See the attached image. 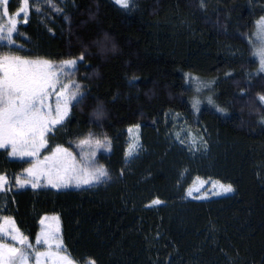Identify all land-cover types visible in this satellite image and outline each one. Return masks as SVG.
<instances>
[{
    "label": "trees",
    "instance_id": "trees-1",
    "mask_svg": "<svg viewBox=\"0 0 264 264\" xmlns=\"http://www.w3.org/2000/svg\"><path fill=\"white\" fill-rule=\"evenodd\" d=\"M20 3L9 0V12ZM49 3L46 18L32 14L20 26L24 56L76 60L65 83H78L83 99L47 136L48 147L68 148L90 133L106 138L111 150L99 162L111 179L0 193V216L13 217L33 241L40 218L58 215L67 253L79 263L264 264V74L253 75L249 44L264 0H134L129 9L111 0ZM186 74L211 82L210 104ZM181 125L203 147L177 142ZM132 127L141 144L126 161ZM26 167L0 151L8 179ZM194 178L231 184L234 193L186 200Z\"/></svg>",
    "mask_w": 264,
    "mask_h": 264
},
{
    "label": "snow or ice",
    "instance_id": "snow-or-ice-1",
    "mask_svg": "<svg viewBox=\"0 0 264 264\" xmlns=\"http://www.w3.org/2000/svg\"><path fill=\"white\" fill-rule=\"evenodd\" d=\"M115 3L123 9H129L134 0H115ZM36 10L40 11L39 8ZM29 12V0H21V6L16 13L9 12L8 0H0V20L7 18L6 24L0 23V41L6 39L9 45L14 44L13 33L17 31L18 17L23 14L27 23ZM257 42L260 47L255 55L260 61L259 71H264V18L259 25ZM114 47L113 45V50ZM79 59L82 61L84 56L81 55ZM76 65V60H65L57 65L44 58H28L12 51L0 52V149L6 150L9 157H18L21 160L29 158L24 161L29 163V167L23 170L25 176L16 177L15 182L19 187L31 184L33 188H37L41 186L42 179L54 188L67 187L72 183L79 187L81 184L104 182L109 178L107 170L102 165L97 166L95 152L100 148L109 149L110 141L106 138L93 139L91 133L89 139L80 143L91 145L92 155L82 159L79 164L68 149L60 145L52 149L50 155L40 159L42 150L46 151L48 146L46 134L62 124L73 101L79 103L83 99L78 83H63L61 80L62 76L71 75ZM186 79L196 83L197 91H200L203 82L198 77L186 74ZM53 95L56 96L55 109L50 102ZM259 99L264 101V95ZM209 102H212L211 98ZM198 103L197 100L193 101L194 109H197ZM217 111L224 112V109L217 108ZM94 115L97 120L103 118L102 105L97 106ZM130 154L126 152V157ZM9 185L7 176L0 174V192L10 190ZM212 190L213 194L219 195L221 192H233V187L231 184L213 181ZM192 192L193 189H189L187 195L191 196ZM159 203V200L153 201V204ZM58 219L53 217L49 221L44 217L40 220L41 230L36 235V245H45L43 251L33 246L11 218L0 219V264H30L33 257L35 264H42V261L43 264H79L67 253L60 236ZM4 236L10 237L11 242H6ZM85 264L96 262L88 259Z\"/></svg>",
    "mask_w": 264,
    "mask_h": 264
},
{
    "label": "rangeland",
    "instance_id": "rangeland-1",
    "mask_svg": "<svg viewBox=\"0 0 264 264\" xmlns=\"http://www.w3.org/2000/svg\"><path fill=\"white\" fill-rule=\"evenodd\" d=\"M111 1L114 4H116L115 0H111ZM116 5L121 7L118 4H116ZM20 6H21V3L19 5V7ZM19 7H18V9H19ZM29 7H30V12H29L28 19L33 14L35 19L39 20V19L46 18L47 11L50 8V3H49L48 0H29ZM37 8L40 9L39 12H37V10H36ZM17 10L14 13H16ZM261 21H262V18L259 19L256 22V24L254 26V30H253V32H252V34L250 36V39H249V44H250V47H251V49L253 51V58L255 59V68L253 70V75L264 74V71H259V69H260V61H259V57L255 55L256 50L260 47V44L257 42V33L259 31V25H260ZM0 23L6 24L7 23V18H4L3 20H0ZM24 24H25L24 17H23V14H21L18 17L17 31L15 33H13L14 44L9 45V43H8V41L6 39L3 40V41H0V52L12 51L16 55L24 56V53L27 52L26 51L27 48L25 47V42H26L27 39H26L25 35H23L21 30H20V26H22ZM6 33H7V29H5V34ZM53 64H57L58 65L60 63H53ZM65 77L66 76H62L61 77V80H62L63 83H65ZM211 86H212L211 82H209V81L208 82H203L202 86H200V91H197V84L194 83V85H193L194 92L197 95H200V96L203 95L204 96V102L207 103V104H210L209 103V98H211V95H210ZM50 102H51L52 108L55 109V107H56V96L55 95L50 97ZM262 103H264V101H262ZM65 119H66V117H65ZM65 119H64V121H65ZM64 121L62 122V124L64 123ZM57 127L58 126L54 127L46 135L48 136L49 134H52L54 129H56ZM180 128L182 129L183 125H181ZM130 129H131V131H130ZM125 134H126V137H127V147H126V150H125V160L129 161L131 158H133L137 154V152L140 149V144H141L140 143V129L138 127H132V128L127 129ZM92 138L93 139H95V138L104 139V138H101V137L93 135V134H92ZM174 138H175V140L177 142L184 143L185 146H189L190 148H196L198 146L203 147L201 139H199L197 136L189 133L185 128H183L179 132V135L177 134L176 136H174ZM87 139H89V134L69 142V147L67 149L72 154V156L76 158L77 164H79L82 159H87V158L91 157V155H92V153L90 151L91 145H81V143H80L82 140H87ZM56 146L57 145H54L52 147H48L47 146V150L46 151L42 150V154H41L40 159L42 160L44 156L50 155L52 149H54ZM61 147H63V146H61ZM63 148H66V147H63ZM82 148H83V151H81ZM110 150H111V144H110V148L109 149L100 148V149L96 150V152H95V160H96L97 166L102 165L99 162L100 157L102 155H108L110 153ZM126 152H130L131 154L126 157ZM10 158L13 159V160H17V161H27L29 159L27 157H25L24 160H21L18 157H10ZM27 167H29V163H27ZM107 172H108V170H107ZM18 175L23 178L25 176L24 171L21 172ZM18 175H16L13 180H12V178L8 179L9 182H10V185H9L10 186V190H24V189L37 190V189H43V188H49V189H53V190H56V191L57 190L58 191L79 190V189H85V188H91V187L100 186L102 184H105V183L109 182L110 179H111V177L109 175V172H108V177L109 178H106L104 180V182L95 183V184H92V185L81 184L79 187H77L75 185V183H72V184H69L67 187H63V188H54L50 184H48L46 180L42 179L41 186H39L37 188H33L31 186V184H25L23 187L17 186L15 181H16V177ZM213 181H215V180L203 179V178H194L191 181L189 187L186 189L185 199L186 200H195V201H207V200H211V199H215V198H221V197L229 196V195H232L234 193V190H233V192H231V193H223V192H221L219 195L213 194V190H212V182ZM221 184H224V183H221ZM225 185H227V184H225ZM197 188L199 189V191H195V189H197ZM189 189H193V192H192L191 196L187 195ZM10 190H6V191L0 192V193L8 194V192ZM217 190H219L218 186H217ZM4 217H9V218H11L14 221L13 217H11V216H0V219H2ZM44 217H47L49 221H51L53 217H58L59 218L58 215H45V216H42L41 218H44ZM41 218H40V220H41ZM40 220H39V223H38L39 224L38 232L41 230ZM14 223H15V221H14ZM15 225H16V223H15ZM58 226H59L60 236L62 238L60 219H58ZM20 232L24 236H26L21 230H20ZM3 238H4V240L6 242H11L10 241V237L4 236ZM30 242L33 244L34 247H38V249L40 251H43L45 249V247H46L45 245H42V244L37 246L36 245V237H35V239L33 241H30ZM85 262L86 261H84L82 263H79V264H85ZM30 264H35V258L34 257L31 259ZM42 264H43V261H42Z\"/></svg>",
    "mask_w": 264,
    "mask_h": 264
},
{
    "label": "crops",
    "instance_id": "crops-1",
    "mask_svg": "<svg viewBox=\"0 0 264 264\" xmlns=\"http://www.w3.org/2000/svg\"><path fill=\"white\" fill-rule=\"evenodd\" d=\"M0 151H6V150H4V149H0Z\"/></svg>",
    "mask_w": 264,
    "mask_h": 264
}]
</instances>
